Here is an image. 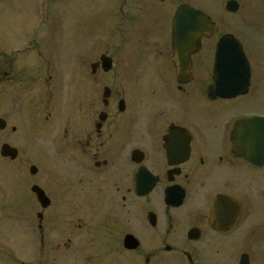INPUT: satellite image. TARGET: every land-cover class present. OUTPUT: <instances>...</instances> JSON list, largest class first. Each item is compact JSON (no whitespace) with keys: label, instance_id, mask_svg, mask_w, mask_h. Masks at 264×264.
<instances>
[{"label":"flooded vegetation","instance_id":"flooded-vegetation-1","mask_svg":"<svg viewBox=\"0 0 264 264\" xmlns=\"http://www.w3.org/2000/svg\"><path fill=\"white\" fill-rule=\"evenodd\" d=\"M106 3L102 31L90 38L99 49L94 57L89 44L85 103L72 104L59 141L60 123L49 111L60 85L54 63L39 56L47 71L25 78L23 67L19 76L7 55L0 59V106L14 89L33 97L47 90L29 103L26 153L46 156L36 140L55 135V152L69 156L71 246L47 238L51 251L72 248V256H88L82 264H178L179 256L206 264L221 255L251 264V247L237 262L235 244L264 237V156L247 150L241 123L264 118V110H249L264 71L253 72L236 31L264 30V0ZM41 189L47 208L55 207L57 194Z\"/></svg>","mask_w":264,"mask_h":264},{"label":"rangeland","instance_id":"rangeland-1","mask_svg":"<svg viewBox=\"0 0 264 264\" xmlns=\"http://www.w3.org/2000/svg\"><path fill=\"white\" fill-rule=\"evenodd\" d=\"M106 1L0 0V59L3 54L7 55L6 57L13 62L12 72H17L19 76L23 67L28 73L25 78L37 72L47 71L48 66L37 61L39 56L44 55L45 60H50L56 67L54 69L59 76L60 85L55 98H50L49 103V111L53 110L54 118L58 120V124L60 123L61 135L55 137L56 140L64 136V126L71 118L68 112L72 113V104L85 103L90 63L93 58L88 54L89 44L94 46V57L95 50L99 49L90 38L102 31L98 23L104 21L103 9L111 7ZM236 32L240 37L243 35L241 38L251 59L253 72L259 69L264 71V30ZM47 75H51L50 72ZM143 84H147L146 78H143ZM16 85L18 84L13 86ZM56 85L58 86L57 82ZM139 88L143 90L145 87L140 83ZM261 88L259 95L250 101L251 111L264 110V82ZM46 92L47 90H42L37 97H33L35 92L14 89L11 101L5 103L6 106H0V118L6 120L8 124L5 131H0V264L83 263V256L80 258L72 256V248L52 252L53 243L47 242V238L59 236L64 238L63 243H66L67 247L71 246L67 241L70 237L69 232H72L70 176L64 171L70 168L69 156L61 157L62 154L55 152L56 149L51 143L55 135L45 141L36 140L37 134L33 136L38 143H34L35 146L41 144L46 156L26 153L28 143L33 144L30 142L32 139L27 138L31 124L28 112L32 114L34 112L32 107H35L33 104L31 107L29 103L36 104L39 97L40 100H44ZM46 116L47 112L44 117ZM12 128H15V132H12ZM3 144H9L18 150L16 160L1 156ZM48 161L50 164L44 165ZM32 166L38 169L34 175L30 173ZM34 185L57 194L60 201L55 207L42 209L31 191ZM40 214L43 215L42 221L39 220ZM39 225L42 226L43 235L46 237L45 249H42ZM237 242L238 240L235 244L237 262L241 252L246 249L249 251L250 246L251 264H264V237L248 240V243L242 240ZM228 250L230 251L231 247ZM232 254L233 252L230 254L231 258ZM221 256L216 261L207 256L206 264H232L229 259H222ZM176 260L178 264H183L181 256Z\"/></svg>","mask_w":264,"mask_h":264},{"label":"water","instance_id":"water-1","mask_svg":"<svg viewBox=\"0 0 264 264\" xmlns=\"http://www.w3.org/2000/svg\"><path fill=\"white\" fill-rule=\"evenodd\" d=\"M247 70L249 69L247 68ZM212 90L213 88L210 89L211 95L213 92ZM220 96L228 97L230 95L220 94ZM241 124H243L245 128L243 140L248 143L249 148H247V150H251L253 152L254 157L257 155V153L264 156V118L256 117L248 121H244ZM4 127H5L4 121L0 120V130L3 129ZM1 156L5 158H9L12 161L16 160L18 157V150L8 144H4L1 148ZM255 159H258V158H253L254 161ZM263 161H264V157H263ZM30 173L32 175L36 174L37 168L35 166H32L30 169ZM32 192L36 195V198L38 202L42 205V207L46 208L48 206V203L45 202L47 200V197L44 191L40 187L35 185L32 187ZM39 218L41 219V215H39ZM242 264H249L248 257L246 256L243 257Z\"/></svg>","mask_w":264,"mask_h":264}]
</instances>
